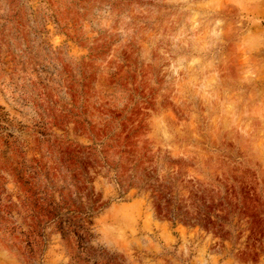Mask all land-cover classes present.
Returning <instances> with one entry per match:
<instances>
[{"label": "rangeland", "instance_id": "rangeland-1", "mask_svg": "<svg viewBox=\"0 0 264 264\" xmlns=\"http://www.w3.org/2000/svg\"><path fill=\"white\" fill-rule=\"evenodd\" d=\"M112 109H125L155 173L174 172L180 209L207 199L216 224L159 214L148 188L122 189L109 163L86 164L99 205L88 248L118 264H264V0H0V197L17 204L0 264H87L52 225L28 254L27 186L12 165L57 166L50 143L91 146L81 120Z\"/></svg>", "mask_w": 264, "mask_h": 264}, {"label": "trees", "instance_id": "trees-1", "mask_svg": "<svg viewBox=\"0 0 264 264\" xmlns=\"http://www.w3.org/2000/svg\"><path fill=\"white\" fill-rule=\"evenodd\" d=\"M85 78L86 76H83V80ZM120 83L125 84V76L118 82ZM80 85L82 88L85 86L83 83ZM48 111L50 115V107ZM125 120L128 121V118H125V109L121 113L109 110L108 115L100 123L90 124L81 120L82 129H86L92 141L91 146L67 140L50 143L57 147L58 159L62 161V163L58 161L57 166L53 168L47 166L42 159L35 158L29 161L21 159L20 164L12 165L15 176L19 179L22 173L24 177L22 185L27 186L25 194L19 195L17 200L23 212L21 218L28 229L26 232L19 231V234L24 237L29 255L32 254L30 246L38 244L35 236L39 235L40 228L52 225L61 239L72 240L73 255L78 260L87 264H118L116 254L108 253L101 248L90 249L87 246L92 237L89 220L99 205L98 200L91 195L92 192L87 190L83 167L86 164L97 165L98 162L110 164L107 165L111 168L113 178L120 188L125 189L131 184L139 188H148L157 213L171 219H193L204 226L216 224V220L207 218L205 212V206L209 201L194 195L201 192L197 187H191L189 190L188 196H194L189 198L187 196L196 210L188 212L180 209V202L185 198L176 195L173 190L174 172H167L164 176L155 173V166L151 164L153 160L147 149L142 144H137V141L131 140L136 128L129 126L125 130ZM76 122L82 126L80 121ZM75 154H80L82 158L76 157ZM127 157L132 159L130 165L125 167ZM26 162L28 164L25 165ZM3 199L0 197V227L4 229L10 227L11 230L12 226H7L5 222L9 220L7 216L10 209L17 210V204L8 198ZM224 204L229 207V203Z\"/></svg>", "mask_w": 264, "mask_h": 264}]
</instances>
